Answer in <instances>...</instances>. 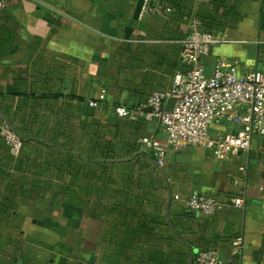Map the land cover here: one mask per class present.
<instances>
[{
    "label": "crops",
    "instance_id": "crops-1",
    "mask_svg": "<svg viewBox=\"0 0 264 264\" xmlns=\"http://www.w3.org/2000/svg\"><path fill=\"white\" fill-rule=\"evenodd\" d=\"M142 1L1 0L0 264H195L208 249L223 264H264V138L225 159L168 145L164 173L138 141L167 142L159 123L114 112L171 87L194 21L225 39L203 58L207 72L221 59L264 67V0H161L172 10L141 16ZM4 123L22 138L18 154ZM109 187L141 203L112 204ZM194 193L227 204L206 214L175 197Z\"/></svg>",
    "mask_w": 264,
    "mask_h": 264
},
{
    "label": "built area",
    "instance_id": "built-area-1",
    "mask_svg": "<svg viewBox=\"0 0 264 264\" xmlns=\"http://www.w3.org/2000/svg\"><path fill=\"white\" fill-rule=\"evenodd\" d=\"M171 10L161 0H143L140 15L164 14ZM223 41L225 39L218 34L200 29L198 21H194L182 40L180 60L185 68L176 71L171 87L155 90L135 105H114L117 116L128 120H156L168 134L165 143L152 135L138 139L146 150L154 151L160 164L164 162L168 145L201 146L217 159H225L250 149L254 137L264 138V67L242 69L239 60L221 59L216 61L211 72H207L203 58L210 54L212 46ZM106 93L102 89L97 97L88 100L89 105L97 107L106 100ZM170 98L175 101L172 108L167 109ZM220 123L237 125V128L214 131V126ZM1 134L11 152L18 154L22 138L16 130L4 123ZM175 197L186 202L190 209L206 214H213L227 204L199 193L187 198ZM227 200L237 206L243 205V199L239 197L229 196ZM234 245L239 249L241 240H235ZM195 264H223V260L218 250L208 249L196 254Z\"/></svg>",
    "mask_w": 264,
    "mask_h": 264
},
{
    "label": "trees",
    "instance_id": "trees-1",
    "mask_svg": "<svg viewBox=\"0 0 264 264\" xmlns=\"http://www.w3.org/2000/svg\"><path fill=\"white\" fill-rule=\"evenodd\" d=\"M182 66H183V68L182 69H184L185 68V65H183L182 64ZM143 152H145V151H143ZM144 156L146 157V160H147V162H149L150 164H152L153 165V163H152V161H151V157L152 158H155V155H153L152 153H145L144 154ZM130 178L131 177H129V175H127V177H126V179H125V181H130ZM102 180H104V179H102ZM109 181H115V179H111V178H109ZM127 188V191L122 195L121 194V197L120 198H118V192H120V191H122L123 189H121L120 191L119 190H116V188L114 189V190H111V188L109 187V189L111 190V191H113V192H111V191H109V190H106L107 191V193L108 194H106V196H109V197H114V198H118L117 199V201H115V200H112L113 202H112V204H132V203H134V204H140L141 202H140V196L139 195H135V194H133L130 190H131V188H129V187H125V189ZM128 190H129V192H128ZM131 192V193H130ZM99 195V194H98ZM140 199V200H139Z\"/></svg>",
    "mask_w": 264,
    "mask_h": 264
},
{
    "label": "water",
    "instance_id": "water-1",
    "mask_svg": "<svg viewBox=\"0 0 264 264\" xmlns=\"http://www.w3.org/2000/svg\"><path fill=\"white\" fill-rule=\"evenodd\" d=\"M175 98H170V100L168 101L166 108L167 109H171L173 104H174ZM152 161L154 162V164L156 166H158L164 173H165V168L162 166V164H160L156 159L152 158ZM169 194H170V198L172 197L170 189H169ZM175 229V227H174ZM192 258V257H191ZM191 264H193V258L191 259Z\"/></svg>",
    "mask_w": 264,
    "mask_h": 264
},
{
    "label": "rangeland",
    "instance_id": "rangeland-1",
    "mask_svg": "<svg viewBox=\"0 0 264 264\" xmlns=\"http://www.w3.org/2000/svg\"><path fill=\"white\" fill-rule=\"evenodd\" d=\"M166 136H168V134L165 132Z\"/></svg>",
    "mask_w": 264,
    "mask_h": 264
}]
</instances>
